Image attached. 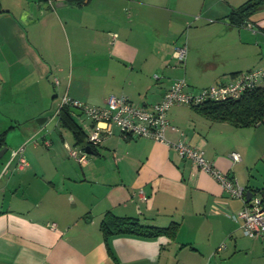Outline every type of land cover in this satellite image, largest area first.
<instances>
[{
    "label": "crops",
    "instance_id": "crops-1",
    "mask_svg": "<svg viewBox=\"0 0 264 264\" xmlns=\"http://www.w3.org/2000/svg\"><path fill=\"white\" fill-rule=\"evenodd\" d=\"M245 1L223 0L213 15V0H0V264H264V239L244 236L229 216L242 201L169 145L185 139L264 200V125L235 127L176 105L167 143L114 128L79 163L69 152L85 143L58 120L63 96L100 107L124 95L149 107L176 79L195 92L264 67V6L240 27L226 18ZM194 30L205 40L192 41ZM181 34L183 64L173 58ZM71 115L86 137L91 121ZM22 146L28 167L17 171L11 151ZM106 212L178 227L172 237L105 241Z\"/></svg>",
    "mask_w": 264,
    "mask_h": 264
},
{
    "label": "built area",
    "instance_id": "built-area-1",
    "mask_svg": "<svg viewBox=\"0 0 264 264\" xmlns=\"http://www.w3.org/2000/svg\"><path fill=\"white\" fill-rule=\"evenodd\" d=\"M246 27L252 28L249 24ZM115 38L116 35L112 34V41ZM186 54L187 47L184 45L174 50L173 58L179 64H183ZM261 82H264V67L238 73L227 82L203 87L197 93L187 90L188 85L185 79H176L172 81L161 100L149 107L136 105L124 95H109L104 105L100 107L63 96L60 99L59 108L63 106L74 108L91 121L83 149L81 148L79 153L70 151L69 154L77 162L83 163L85 161L84 147L99 146L112 134L114 128L124 139L148 138L166 142L165 133L169 128L167 112L173 105L197 106L207 101L237 99ZM169 145L182 160L192 163L200 171L211 176L229 197L242 201L243 207L235 215L229 216L240 222V229L244 236L250 239H264V200L256 197L246 200V188L241 186L233 176L216 168L204 157L202 150L195 148L185 139H179ZM13 157L17 158L15 166L17 171H24L28 167L23 155V146L11 151V158ZM229 158L232 163L241 160L237 152H232Z\"/></svg>",
    "mask_w": 264,
    "mask_h": 264
},
{
    "label": "trees",
    "instance_id": "trees-1",
    "mask_svg": "<svg viewBox=\"0 0 264 264\" xmlns=\"http://www.w3.org/2000/svg\"><path fill=\"white\" fill-rule=\"evenodd\" d=\"M262 6H264V0L245 1L227 15L229 26L240 27L247 23L250 16ZM190 107L210 120L228 122L235 127L264 125V85H258L246 91L237 99L207 101ZM58 120L60 125L72 134L76 144H84L85 135L73 119L69 107L63 106L59 109ZM4 148V133H1L0 151ZM177 227L178 224L175 223L167 227L145 225L136 218L117 217L110 212L103 215L100 223V230L105 241L116 235H135L145 238L172 237Z\"/></svg>",
    "mask_w": 264,
    "mask_h": 264
},
{
    "label": "rangeland",
    "instance_id": "rangeland-1",
    "mask_svg": "<svg viewBox=\"0 0 264 264\" xmlns=\"http://www.w3.org/2000/svg\"><path fill=\"white\" fill-rule=\"evenodd\" d=\"M210 2V0H207V2ZM213 3H216V4H213V6H212V13H213V15L214 14H216V13H218L219 12V9H221L222 8V6H225V2H223V0H213ZM208 8V6L206 5L205 7H204V10H206ZM219 14V13H218ZM215 24V23H214ZM214 24H211V25H209V26H214ZM194 32H195V34H196V32H197V36H196V39H193L192 41H195V42H198V41H204L205 39H204V34H206L205 32H200V30H198V31H196V30H194ZM200 33V34H199ZM180 38H178L179 40V45H182V44H186V46H187V49H188V41H186V36H185V34H181L180 36H179ZM218 55L219 56H217L218 58H217V60L218 59H220V54L218 53ZM225 57H226V54H225ZM209 60L211 59V56H208L207 57ZM194 59H199V58H197V57H195ZM215 60V59H214ZM213 62H215V61H213ZM259 85H264V82H261ZM197 88L198 89H196L195 90V92L194 93H197L198 92V90L199 89H201L200 87H198L197 86ZM173 106H176V105H173ZM183 106V105H182ZM79 119V120H78ZM77 120L78 121H87V119H86V117L85 116H80V117H78L77 118ZM85 131L87 132V130L85 129Z\"/></svg>",
    "mask_w": 264,
    "mask_h": 264
},
{
    "label": "water",
    "instance_id": "water-1",
    "mask_svg": "<svg viewBox=\"0 0 264 264\" xmlns=\"http://www.w3.org/2000/svg\"><path fill=\"white\" fill-rule=\"evenodd\" d=\"M70 112L73 113L76 116H80L81 115V112L78 111V110H76V109H74V108H70ZM44 121H45L44 119H39L36 122L40 124V123H42ZM88 148L89 147L87 146L85 148V150H88ZM5 152H6V149L5 148L0 151V158L4 155ZM245 197H246V200H250V198L252 197V193H251L250 190H246Z\"/></svg>",
    "mask_w": 264,
    "mask_h": 264
}]
</instances>
